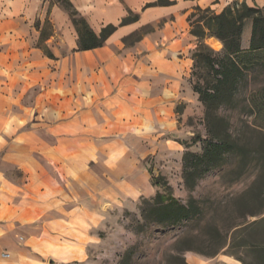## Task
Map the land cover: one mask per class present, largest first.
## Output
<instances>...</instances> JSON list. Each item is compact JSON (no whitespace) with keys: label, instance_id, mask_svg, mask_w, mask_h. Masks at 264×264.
Returning <instances> with one entry per match:
<instances>
[{"label":"rangeland","instance_id":"obj_1","mask_svg":"<svg viewBox=\"0 0 264 264\" xmlns=\"http://www.w3.org/2000/svg\"><path fill=\"white\" fill-rule=\"evenodd\" d=\"M37 1L0 0V145L10 151L15 144L37 148L60 140L66 146L56 154L70 167L54 169L35 147L29 160L39 175L27 163L0 161L5 217L37 218L51 198L48 217L63 221L33 244L57 263L61 259L53 244L82 249L84 261L69 264H177L175 251L187 247L192 250L183 252L186 264H264L259 252L264 248V167L257 156L264 145V60L244 68L234 95L215 111L228 121L245 159L226 155L188 190L183 155L201 153L208 137L205 108L193 85H211L214 77L202 58L195 60L200 40L191 31L211 12L195 9L174 25L169 16L137 27L114 45L75 54L74 28L57 0ZM204 33L207 50L200 52L220 53L219 43ZM154 69L163 70L164 78H155ZM169 78L179 86H168ZM49 159L58 161L55 152ZM23 166L36 181L47 177L49 198L40 194L45 186L33 188V178L30 190L37 204L29 206L28 190L14 186L22 184ZM72 170L82 180L76 188L65 180L76 178ZM114 180L120 183L117 191L101 193ZM158 192L182 204L192 197L202 214L170 225L149 220L154 215L147 211L145 220L142 210ZM72 207L81 208L73 218L66 214ZM39 225L29 232L38 235Z\"/></svg>","mask_w":264,"mask_h":264},{"label":"trees","instance_id":"obj_2","mask_svg":"<svg viewBox=\"0 0 264 264\" xmlns=\"http://www.w3.org/2000/svg\"><path fill=\"white\" fill-rule=\"evenodd\" d=\"M63 1L66 3L64 8L69 11L72 23L78 33L77 51L102 47L116 30L113 25H107L101 29L98 35L94 34L87 27L85 21L71 9V5L66 0ZM57 2L59 1L57 0ZM167 4H169L167 0H158L148 6ZM209 12L211 15L202 18L204 20L202 25H198L195 30L191 31V34L200 40L194 54L195 60L202 58L214 77L211 85L203 87L197 84L193 85V91L197 93L199 101L205 108L204 121L208 137L201 142V153L187 151L183 155L182 178L188 190H193L199 179L219 167L226 155L234 154L242 160L245 159V149L228 132V121L215 111L234 95L244 68H249L254 63H262L264 60V7H249L245 3H234L220 14L205 9V13ZM136 20V16L131 18L129 15L121 20L120 26ZM248 23H251L249 46L247 49H242V34ZM205 30L208 32L207 37L215 38L221 43L220 53L211 49H208V54L200 52L201 49L207 50V46L203 42V38L206 36ZM47 56L53 58L51 54ZM257 154L258 160L264 167V145L257 150ZM147 211H151L154 216L149 219V216L146 215ZM201 214L202 209L196 199L190 197L185 204H182L166 192H158L155 199L148 201L146 208L142 210L145 220L149 219L156 223L170 225H178L199 218ZM214 230L216 234L220 235L219 230ZM190 250L192 249L187 247L175 251L173 258L177 264H186L183 252ZM259 252L261 258L264 259V248ZM201 254L210 256L208 253Z\"/></svg>","mask_w":264,"mask_h":264},{"label":"crops","instance_id":"obj_3","mask_svg":"<svg viewBox=\"0 0 264 264\" xmlns=\"http://www.w3.org/2000/svg\"><path fill=\"white\" fill-rule=\"evenodd\" d=\"M38 1L37 4L39 3ZM157 1L158 0H66V2L71 5V9L77 13V16L79 18H82L85 21L87 27L94 34L98 35L101 29L107 25H113L114 27H116V30L108 37L105 42L106 44L111 45L123 41L139 26L146 25L169 16L173 17V20L171 19L169 23L174 25L177 22L178 18H187V16H189L195 9H209L215 14H220L225 8L233 5L234 3H245L249 7H264V0H167L169 2V4L167 5L148 6ZM63 3L64 4L55 1V5L61 8L66 13L71 25L74 28V30L72 29L73 31H71L74 35L71 37L72 45L75 46L72 51L75 54L91 51H74L75 49H77L76 47L78 42V33L72 23L69 11L64 8L66 3L64 1ZM130 14H137V20L135 22L120 26L121 20L129 16ZM92 24L95 26L97 25V30L94 29ZM250 35L251 23H248L247 28H244L242 34V49L248 48ZM210 39L213 40L214 45L215 43H219L220 47L222 48L221 43L217 39ZM104 45L93 50H101L104 48ZM163 51L169 52L168 49L162 50V52ZM151 55L152 53H149L146 56ZM104 66L106 67V65ZM153 71L156 72L154 76L155 78H164L165 74L163 70L159 71L157 69H154ZM168 77L170 76H167V78ZM167 82L169 83L168 86H174L175 84L179 86L178 81L172 80L170 78L167 80ZM65 146L66 145L59 140V142L56 144H41L37 148H39V151H43L44 161L46 164L54 165V169H63L67 172V168L70 167L68 162L63 159V156L61 154H56L58 148H63ZM32 147L36 148V145L33 146L28 144V146L25 147L15 144L11 146V148L9 149L10 151H7L5 150V147L3 145H0V153H2L0 161H11L13 164L16 162H18L19 164L27 163L28 168L32 170L36 175H39L40 173L36 170L33 161L29 160L31 152L37 149L36 148L35 150H32ZM24 151L28 152L26 156H23L21 154ZM52 152H55V156L58 159L57 162L49 159V156H52ZM21 170L25 175L22 180V184H15L14 186L18 187L23 193L24 191H26V189L28 190V195L31 199H29L28 201L29 206L31 204H37L34 202V200L36 201V196L32 194L30 190L32 189L31 184L33 178H35L33 188L37 187L38 184L45 186L44 188L40 189V194H44V197L49 198L46 188H49L51 186L47 180V177L43 176L40 180L36 181V177H32L30 172H26L24 170V166L23 168H21ZM72 171L75 173L77 179L68 177L69 179L65 180L71 185L73 184L76 188L77 184H79L82 180L79 178L80 173L78 170ZM4 181V174L0 170V264H69L72 262H83L85 254L82 249L77 248L75 245H51V247H53L55 252L57 253L58 257L61 259L60 263H57L55 261L52 262L51 259L45 258L44 253L35 250V248L38 249V247L33 244V240H39L44 232H48L51 236L52 224L57 225L58 221L60 222L63 220L60 218L52 220L48 217L52 214L51 204L53 200L51 198H49V200L47 201H44V205L49 207L41 212V214L37 218L28 221H21L19 220L18 213L14 214L11 218L5 217L3 211L1 210L2 204L6 198L5 193L3 192L5 188ZM116 184L120 183L116 182L115 180L111 183H107L106 189H104L101 193H108L107 195L110 196V193L114 192V190L117 191V187H115ZM122 197H124V195H122ZM16 206L17 205L15 204L13 205V207ZM77 208L81 209L80 207H72L71 209L67 210L66 214L71 215V217L73 218L77 215L75 210ZM84 208L86 207L82 206V209ZM90 209L92 208H86V210L90 214L94 213L93 210L91 211ZM64 221L67 222V220L65 219ZM37 222H40V225L38 226V235L29 232L30 230L35 229ZM89 228L92 229V227ZM23 230H28V234L22 235L21 231ZM20 240L22 242H20ZM81 257H83V259L81 261H78V259ZM224 259H226V261H230V259L227 257H225Z\"/></svg>","mask_w":264,"mask_h":264}]
</instances>
